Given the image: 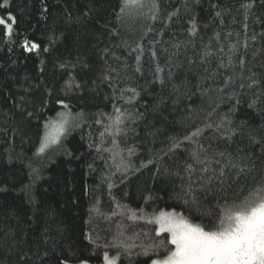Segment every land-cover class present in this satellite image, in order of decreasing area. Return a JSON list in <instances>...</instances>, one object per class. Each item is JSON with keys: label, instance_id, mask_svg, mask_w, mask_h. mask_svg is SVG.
Wrapping results in <instances>:
<instances>
[{"label": "trees", "instance_id": "1", "mask_svg": "<svg viewBox=\"0 0 264 264\" xmlns=\"http://www.w3.org/2000/svg\"><path fill=\"white\" fill-rule=\"evenodd\" d=\"M246 2L160 0V19L149 20L145 8L139 12L125 10L122 20L118 21L116 13L121 0H9L7 6L0 0V18L10 23L9 13L15 17L11 36L0 25V188L6 189L0 191V264H17L22 253L32 256L35 264H58V258L67 259L69 264H79L82 259H88V264H102L105 251L110 257L119 255L117 264H151V259L164 255L163 250L147 256L140 254V245L148 246L168 237L167 233L157 237L158 225L147 223V219L154 212H184L185 209L181 201L166 194L171 190V182L166 178L153 182L154 166L142 168L141 164L151 157L149 149H159L169 137L183 136L197 126L203 127L206 114L219 102L220 95L206 90L209 85L215 88L216 83H222V78L217 77L215 82L202 81L201 76L206 74L205 68L209 72L217 68L219 46L223 45L225 53L230 54L227 45L238 40L239 54L244 55L247 67L264 77V67H261L264 35H260L264 33V4L255 0L245 32L241 5ZM213 4L229 11L217 18ZM177 9L178 16L172 22L162 23L168 13ZM193 17L197 22L194 37L186 31ZM149 26L153 32H147ZM161 31L163 34L159 35ZM228 32L233 35L227 37ZM145 33L141 41L146 49L141 75L133 70L135 53L129 55L130 49L123 42L134 47L135 41ZM253 34L257 35L256 41L250 39ZM153 39L160 41L156 48L161 64L166 58L162 49L171 51V44L177 41L186 46L181 48L178 57L183 67L174 69L177 73L174 81L180 86L178 91L171 84L161 87L149 83L152 74L148 68L152 61L147 48ZM246 39L249 47L245 51L242 45ZM25 40L29 46L36 43L39 47L28 51ZM205 46H209L213 56L209 64L202 65L197 54ZM112 53L121 59H115ZM189 58L197 62L190 65ZM125 60L129 65L126 70L121 67ZM61 64L66 67L61 68ZM109 67L120 69L119 74L111 73L115 77L111 85L103 80ZM75 84L80 87L76 88ZM125 87H135L140 93L132 105L117 98L116 90ZM124 95L127 98L131 93ZM250 98L251 93L241 97L234 119L237 123L247 120L259 125L261 116L247 107ZM57 100H64L68 108L56 103ZM114 103L134 114H142L135 124L126 121V126L135 128V134L116 136L118 148L113 145L112 136L106 134L103 140L100 137L108 122L102 114H114ZM259 107L264 109V103ZM228 108V103H221L217 115L226 113ZM22 110L33 112V117L22 116ZM60 112L69 120L66 133L60 144L38 154L44 123L49 119L57 121ZM98 119L101 124L96 123ZM258 135L264 137V131ZM248 145L247 136L236 138L232 150L240 147L259 153L258 145L251 149ZM129 147H135V155H128ZM116 151L119 155L113 158ZM185 155L178 149L173 159L165 160L168 166H174ZM121 158L127 171L116 169ZM33 170L39 178L31 193L35 202L30 203L29 196L21 189L31 182ZM252 183L251 180L246 183L245 193ZM149 192L154 198L146 201ZM117 203L132 210L143 208L145 219L132 221L128 219L130 213L112 216ZM94 207L100 214L91 211ZM120 226L125 232L122 239L136 245L130 254L123 248L108 246ZM86 235H91L95 243H90ZM37 249L49 253L43 262L36 259Z\"/></svg>", "mask_w": 264, "mask_h": 264}, {"label": "snow or ice", "instance_id": "2", "mask_svg": "<svg viewBox=\"0 0 264 264\" xmlns=\"http://www.w3.org/2000/svg\"><path fill=\"white\" fill-rule=\"evenodd\" d=\"M9 0H4L7 6ZM255 0H248L243 3L241 8L243 11L244 24L243 28L247 32V20L249 12L253 8ZM264 4V0H261ZM185 7L187 5L185 4ZM216 8L215 16L222 17L228 9H222L218 4H213ZM148 10L147 18L152 21L160 19L161 11L160 0H121L119 12L116 13V19L122 20L125 10L133 9L139 12L142 9ZM47 11V8L44 9ZM91 11V9H90ZM178 9L168 13L162 23L172 22L173 17L178 16ZM85 16L88 13L84 14ZM8 21L0 18V25H3L7 34L11 36L13 33V25L15 17L9 13ZM223 23V19L220 21ZM235 22V21H233ZM186 31L189 36L197 35V22L195 17L188 21ZM154 29L149 26L147 32H153ZM112 34H117L113 32ZM162 35V31L158 33ZM147 33L140 36L135 41V46L128 45L127 41L123 43L130 49L129 55L135 53L134 72L143 75L142 58L145 55V46L141 42ZM232 32L226 34L231 37ZM238 35V34H237ZM260 35H264L261 33ZM219 43V34H216ZM250 39L257 40V35L253 34ZM160 41L153 39L149 42L147 52L149 54L152 65L148 71L152 74L151 84H159L166 87L171 84L173 90L178 91L179 85L174 81L176 72L174 69H181L182 62H178L181 55V48L186 47L177 41L171 44V51L168 48L162 49L166 58L164 63H160L156 45ZM193 47V41H189ZM239 41L227 45V52L223 45L217 48V68L209 72L204 69L205 75L201 76V80L214 81L217 77L222 78V83H216L215 88L208 86L206 91H216L219 95V102L215 107L206 114L203 127H195L193 131L186 132L183 136L169 137L166 144H162L159 149H149L151 157L147 163H142V168L153 165L155 171L152 175L153 182L158 178H166L171 182L170 198L177 199L182 202L185 209L184 212L159 211L152 213L151 218L147 219V223L158 225L155 229V235L160 237L161 234L167 233V239L161 238L158 242L153 241L148 246L140 245L142 255H149L150 252L159 253L163 250L164 255L161 258L151 259V264H264V137L258 135L264 131V109L259 106L264 103V77L253 71L251 67H247L248 62L244 55L239 54ZM24 46L28 51L35 50L39 47L36 43L24 41ZM120 45H117L119 47ZM242 47L247 50L249 44L247 39ZM47 51V49H44ZM105 53L109 49L104 50ZM113 57L120 60L121 57L112 53ZM198 62L207 65L211 62L213 52L209 50V46H205L200 53ZM225 55L227 58L225 59ZM239 55V59L236 56ZM255 58V53L253 54ZM190 65L196 63L192 58L187 61ZM65 68V64L60 65ZM127 69L129 65L125 60L121 66ZM264 67V65H261ZM191 70V69H189ZM120 69L107 68L103 76V80L109 81L110 85L115 77L111 73L119 74ZM247 72V74H245ZM72 87V83L68 84ZM79 88V84H75ZM199 87V86H198ZM119 99H123L126 104L132 105L133 101L140 95L135 87H125L117 89ZM125 93H131L125 98ZM251 93L250 101L247 107L257 112L261 116L259 125H252L247 120L237 123L234 117L237 114L238 106L241 103V97ZM115 96V92H114ZM23 99V97L21 98ZM63 108L67 109L68 104L64 100H57ZM221 103H228L229 108L226 113L217 115V110ZM43 106V105H42ZM17 107H20L19 105ZM114 114L106 115L107 123L100 132L103 140L105 135L113 137V145L118 148L116 136H127L128 132L135 134V128L126 126V121L135 124L136 120L142 114H134L128 109H122L120 106L113 104ZM22 116L27 118L33 117V112L21 111ZM59 119L52 121L49 119L44 123L45 132L41 138V142L37 149L38 154L61 142V137L66 133L69 120L64 112L57 114ZM82 115V113L80 114ZM215 117V119H213ZM96 123L101 124V120ZM79 127V124L75 125ZM207 130V135L205 132ZM2 131V130H0ZM155 135V133H150ZM247 136L249 140V149L253 146H259V153L254 154L253 151H246L244 148L237 147L232 150V145L236 138L243 139ZM207 141V142H205ZM155 143V141H153ZM223 145V147H221ZM182 150L186 155L175 161L174 166H168L165 158L173 159L177 155V150ZM129 156L135 155V147L126 149ZM119 155V151L114 153V157ZM117 171H127V165L123 158L116 165ZM91 167V165L89 166ZM31 182L25 185L21 191L29 196V202L34 203L31 193L35 180L39 178L36 170ZM251 180L253 183L248 187L245 193V185ZM113 185L110 183L109 188ZM0 191H6L0 188ZM243 193V195H242ZM151 192L145 197V200L153 199ZM92 212L99 213V209L93 208ZM139 212V215L137 214ZM130 213L128 219L135 221L145 219L146 213L143 208L132 210L126 205L116 204V209L111 213L112 216L124 215ZM199 221V222H194ZM125 235L123 226L118 228L117 234L113 238V243L109 247L123 248L125 253L130 254L131 248L135 244H129L122 239ZM90 243H95L91 235H86ZM131 239V238H129ZM47 243V240H45ZM173 246V247H169ZM55 245H53V250ZM49 253L45 250L43 253L37 249L35 256L38 261L43 262L45 256ZM119 255L110 257L109 253H103L104 264H117ZM17 264H35L32 256L28 253L19 255ZM58 264H69L67 259L58 258ZM79 264H88V259H82Z\"/></svg>", "mask_w": 264, "mask_h": 264}, {"label": "rangeland", "instance_id": "3", "mask_svg": "<svg viewBox=\"0 0 264 264\" xmlns=\"http://www.w3.org/2000/svg\"><path fill=\"white\" fill-rule=\"evenodd\" d=\"M102 264H104V262Z\"/></svg>", "mask_w": 264, "mask_h": 264}]
</instances>
